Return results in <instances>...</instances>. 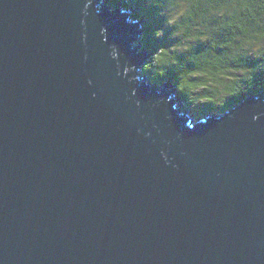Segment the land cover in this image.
<instances>
[{
    "label": "water",
    "instance_id": "obj_1",
    "mask_svg": "<svg viewBox=\"0 0 264 264\" xmlns=\"http://www.w3.org/2000/svg\"><path fill=\"white\" fill-rule=\"evenodd\" d=\"M110 0H0V264H264V94L196 116Z\"/></svg>",
    "mask_w": 264,
    "mask_h": 264
},
{
    "label": "clouds",
    "instance_id": "obj_2",
    "mask_svg": "<svg viewBox=\"0 0 264 264\" xmlns=\"http://www.w3.org/2000/svg\"><path fill=\"white\" fill-rule=\"evenodd\" d=\"M155 8L160 26L155 39L167 36L145 65L152 64L158 51L167 50L174 73V89L193 108H227L249 93V83L264 85V0H146ZM183 57V59H181ZM255 61V63H253ZM152 79H167L154 71Z\"/></svg>",
    "mask_w": 264,
    "mask_h": 264
},
{
    "label": "trees",
    "instance_id": "obj_3",
    "mask_svg": "<svg viewBox=\"0 0 264 264\" xmlns=\"http://www.w3.org/2000/svg\"><path fill=\"white\" fill-rule=\"evenodd\" d=\"M110 2L114 6H117L119 3L122 2L126 8L128 7V9H134L133 17L135 19L144 20L143 44H144V48L148 49L152 53L149 61L151 60L153 53L157 51L160 46H166L167 44L170 43L167 37L165 38V40L161 41V39H155L152 36L153 31L155 30L156 27L160 26L161 21H160V18L156 14V9L148 7L146 4V0H110ZM181 59H183V57H181ZM171 60H172V57L169 55L168 51L161 50L157 52L156 56L154 57V62L152 64L144 66L146 70L154 71L159 75H169L167 79L154 80L152 79L151 73H146V72L144 73H146L149 76L150 80H153L154 82H157L158 84H163V83H166L167 81L173 80L174 79L173 71L179 72L180 67L179 65L172 64ZM253 63H255V61ZM253 88H264V85L249 83L246 87V90H250ZM177 94L180 97H182L179 93ZM251 94H264V92H261V93L253 92V93H249L248 95H251ZM248 95L240 96L239 98L235 100L229 99L227 108H213L211 106H200L199 108H193L187 102H186L187 103L186 107L191 109L192 113L196 116H201L205 112H211V113L225 112L231 109L232 107H234L235 105L242 103L244 98L247 97ZM182 99L184 100L183 97Z\"/></svg>",
    "mask_w": 264,
    "mask_h": 264
},
{
    "label": "rangeland",
    "instance_id": "obj_4",
    "mask_svg": "<svg viewBox=\"0 0 264 264\" xmlns=\"http://www.w3.org/2000/svg\"><path fill=\"white\" fill-rule=\"evenodd\" d=\"M166 37H167V36H165L164 38H162L161 41H162V40H165ZM207 113H208V112H205V113H203L201 116L204 117V116L207 115ZM217 113H223V112H217Z\"/></svg>",
    "mask_w": 264,
    "mask_h": 264
},
{
    "label": "bare ground",
    "instance_id": "obj_5",
    "mask_svg": "<svg viewBox=\"0 0 264 264\" xmlns=\"http://www.w3.org/2000/svg\"><path fill=\"white\" fill-rule=\"evenodd\" d=\"M128 8V7H127Z\"/></svg>",
    "mask_w": 264,
    "mask_h": 264
}]
</instances>
